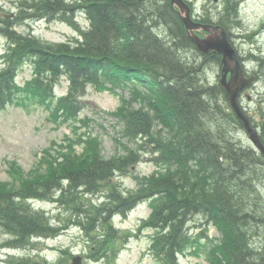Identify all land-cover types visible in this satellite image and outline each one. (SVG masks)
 <instances>
[{
    "label": "trees",
    "instance_id": "1",
    "mask_svg": "<svg viewBox=\"0 0 264 264\" xmlns=\"http://www.w3.org/2000/svg\"><path fill=\"white\" fill-rule=\"evenodd\" d=\"M27 4L29 17L53 15L72 26L75 12L82 11L89 26L80 30L81 39L75 43L50 42L21 33L11 20L0 18V34L10 41L8 65L0 71V110L9 103L54 101L55 81L63 75L71 87L57 109L69 117L75 116L77 99L89 83L99 90L127 89L130 95L123 99L128 106L119 107L116 114L122 110L127 135L144 138L140 149L150 150L161 168L144 176L136 192L128 193L111 179L136 164L140 153L131 150L107 158L93 143L83 156H67L66 162L44 174L22 177L20 187L0 182V249L26 247L34 237L58 235L62 227L29 203L51 199L63 202L78 217L76 223L95 240L93 253L109 261L123 238L113 226L114 215L147 201L152 212L145 224L155 231L151 250L163 264H180L181 253L190 248L199 253L202 247L209 264H264V200L259 188L264 156L235 138L233 128L243 125L228 105V94L219 83L206 80L207 67L221 66L222 56L198 51L170 0ZM197 18L222 24L232 37L240 22L238 0H223L218 12ZM250 56L258 73L264 71V55ZM27 62L34 77L21 86L16 76ZM261 129L264 137V122ZM102 188L105 202L89 201L87 196ZM196 215L206 217L220 231V239L204 244L201 235L191 233L189 224ZM13 262L53 264L32 256Z\"/></svg>",
    "mask_w": 264,
    "mask_h": 264
},
{
    "label": "rangeland",
    "instance_id": "2",
    "mask_svg": "<svg viewBox=\"0 0 264 264\" xmlns=\"http://www.w3.org/2000/svg\"><path fill=\"white\" fill-rule=\"evenodd\" d=\"M27 1L29 0H0V18L11 20L13 28L21 33L50 42H75L80 35L79 30L88 28L87 18L77 12L74 15L78 18L74 19L75 26L53 15L29 17L30 7ZM193 3L199 14L207 13L206 10L218 12L223 5L220 3L216 6L217 3L212 0H193ZM238 13L240 22L234 26L232 38L240 54L247 57L245 66L248 70H259L250 54L264 55V0H238ZM9 45L10 41L0 34V71L8 65L6 55ZM219 74L220 66L216 65L208 66L205 73L207 81L213 84L218 82ZM32 76L34 69L28 62L23 65L16 79L20 85L25 86V82ZM70 83L66 76L55 81L57 98L68 93ZM113 89L115 90H98L88 85L77 99V104L83 106L82 109L70 117L63 109H57V98L47 104L28 100L25 106L11 103L1 109L0 182L11 188L20 187L22 177L26 179L44 174L51 166L56 167L66 162L67 156H83V153L90 150L91 144L97 143L105 157L124 156L131 150L140 153V160L136 164L117 172L111 179L122 190L136 192L140 188L141 179L161 167L150 150L140 149L146 143L144 138L127 135L120 116L122 110L116 114L119 107L128 106L123 98H128L129 90ZM240 102L256 125L263 123L264 71L261 72V79L242 95ZM134 105L137 106V103ZM258 129L262 130L260 127ZM233 134L245 145L252 144L244 128L239 125L233 128ZM132 139H136V142ZM103 188L102 191L89 195V201L103 204V197L106 196ZM259 188L264 200V180L259 182ZM30 204L34 209L44 211L52 223L61 226L60 233L53 237H34L32 243L26 247L1 248L0 264H15V259L27 256L46 259L54 264H68L72 254L82 255L85 264H163L151 250L155 231L147 228L145 224V219L151 213L147 201L138 202L125 214L113 217V226L123 238L117 245L116 255L109 257V261L104 255L98 257L93 253L96 251L95 240L90 238L84 226L76 223L78 217L73 216L63 202L39 199ZM189 229L194 235H201L200 240L204 244L209 239L221 237L220 231L208 224L207 218L202 215L193 217ZM193 250L195 249L190 248L181 253L178 256L179 263L209 264L205 247L199 253H193Z\"/></svg>",
    "mask_w": 264,
    "mask_h": 264
},
{
    "label": "water",
    "instance_id": "3",
    "mask_svg": "<svg viewBox=\"0 0 264 264\" xmlns=\"http://www.w3.org/2000/svg\"><path fill=\"white\" fill-rule=\"evenodd\" d=\"M171 3L178 7V13L186 25L191 40L196 44L197 48L203 53L215 51L223 56L222 74L219 81L226 89L230 104L237 117L245 126L250 139L264 155V141L261 139L257 128L252 126L249 117L238 101L241 91L252 84L255 75L249 77L245 75L238 52L230 40L227 28L222 25L194 21L191 16V8L185 0H171ZM197 31L204 33V36L202 37ZM72 264H84L83 257L81 255H75L72 259Z\"/></svg>",
    "mask_w": 264,
    "mask_h": 264
},
{
    "label": "bare ground",
    "instance_id": "4",
    "mask_svg": "<svg viewBox=\"0 0 264 264\" xmlns=\"http://www.w3.org/2000/svg\"><path fill=\"white\" fill-rule=\"evenodd\" d=\"M229 105V104H228ZM244 110H245V108H244ZM247 111V110H246ZM248 117H250V115H248ZM241 122V121H240ZM242 123V122H241ZM252 123V126L254 127V122H251ZM237 127H238V124H237Z\"/></svg>",
    "mask_w": 264,
    "mask_h": 264
},
{
    "label": "flooded vegetation",
    "instance_id": "5",
    "mask_svg": "<svg viewBox=\"0 0 264 264\" xmlns=\"http://www.w3.org/2000/svg\"><path fill=\"white\" fill-rule=\"evenodd\" d=\"M190 1V0H189ZM191 2V1H190ZM192 3V2H191Z\"/></svg>",
    "mask_w": 264,
    "mask_h": 264
}]
</instances>
